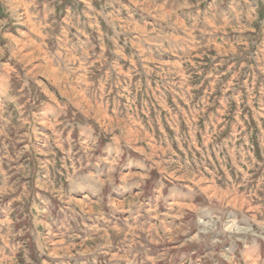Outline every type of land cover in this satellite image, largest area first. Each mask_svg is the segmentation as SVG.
<instances>
[{
    "label": "rangeland",
    "instance_id": "rangeland-1",
    "mask_svg": "<svg viewBox=\"0 0 264 264\" xmlns=\"http://www.w3.org/2000/svg\"><path fill=\"white\" fill-rule=\"evenodd\" d=\"M0 264H264V0H0Z\"/></svg>",
    "mask_w": 264,
    "mask_h": 264
},
{
    "label": "crops",
    "instance_id": "crops-1",
    "mask_svg": "<svg viewBox=\"0 0 264 264\" xmlns=\"http://www.w3.org/2000/svg\"><path fill=\"white\" fill-rule=\"evenodd\" d=\"M19 1L21 4L23 3L24 5L27 3V0H17Z\"/></svg>",
    "mask_w": 264,
    "mask_h": 264
}]
</instances>
